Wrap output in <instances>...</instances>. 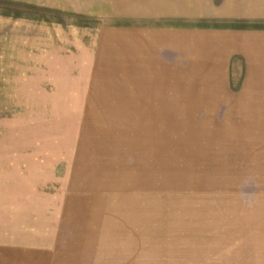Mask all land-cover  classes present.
Listing matches in <instances>:
<instances>
[{"label": "rangeland", "instance_id": "1", "mask_svg": "<svg viewBox=\"0 0 264 264\" xmlns=\"http://www.w3.org/2000/svg\"><path fill=\"white\" fill-rule=\"evenodd\" d=\"M0 264H264V0H0Z\"/></svg>", "mask_w": 264, "mask_h": 264}, {"label": "crops", "instance_id": "2", "mask_svg": "<svg viewBox=\"0 0 264 264\" xmlns=\"http://www.w3.org/2000/svg\"><path fill=\"white\" fill-rule=\"evenodd\" d=\"M164 36V35H163ZM100 40V43L98 44L99 45V50H119L120 52H132V51H136V52H139L138 51V49L140 48L139 47V43H137L136 41L137 40H135L134 39V36H133V40H132V42L130 43V45H127L125 42H124V39L121 37V36H116L115 35V37L114 38H110L109 36H106V37H100L99 38ZM220 39V38H219ZM218 40V39H217ZM219 41V40H218ZM103 42H106V46H102L101 47V44L103 43ZM199 42V41H198ZM233 42H234V44L235 45H232V44H230V45H227L229 48H232L233 46H238V45H240L236 40L234 41L233 40ZM108 43H110V44H108ZM116 44H117V47H116ZM167 44H171V39L169 40V38L168 39H166V38H163V37H161V36H158L155 40H153L152 41V43L151 42H149L148 41V43H147V45H149V46H151V47H154L155 45H167ZM141 46V45H140ZM208 47H206L207 49L206 50H208L209 52H210V47H213L214 48V45L213 44H209V45H207ZM218 46H219V44H218ZM101 47V48H100ZM115 47H116V49H115ZM142 47V46H141ZM244 49H246V48H244ZM212 50V49H211ZM128 75V77H126V82H131V81H136V80H138V78H134V77H131V74L130 73H127ZM145 75L143 74V77H144ZM95 78H97L96 76H95ZM94 78V79H95ZM109 80H111V79H109ZM144 81H146L145 79H144ZM112 82V81H111ZM195 101H198V100H195ZM242 101V100H241ZM199 102V101H198ZM145 127H148L147 125H144V124H140L139 125V128L142 130V129H144Z\"/></svg>", "mask_w": 264, "mask_h": 264}, {"label": "bare ground", "instance_id": "3", "mask_svg": "<svg viewBox=\"0 0 264 264\" xmlns=\"http://www.w3.org/2000/svg\"><path fill=\"white\" fill-rule=\"evenodd\" d=\"M104 46H106V42H103Z\"/></svg>", "mask_w": 264, "mask_h": 264}]
</instances>
